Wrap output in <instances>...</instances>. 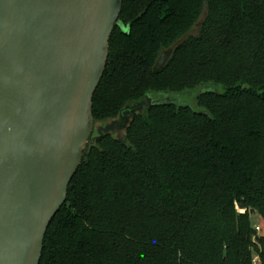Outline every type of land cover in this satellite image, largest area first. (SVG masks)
Segmentation results:
<instances>
[{"label": "trees", "instance_id": "obj_1", "mask_svg": "<svg viewBox=\"0 0 264 264\" xmlns=\"http://www.w3.org/2000/svg\"><path fill=\"white\" fill-rule=\"evenodd\" d=\"M109 48L41 264H264V0H124Z\"/></svg>", "mask_w": 264, "mask_h": 264}, {"label": "water", "instance_id": "obj_2", "mask_svg": "<svg viewBox=\"0 0 264 264\" xmlns=\"http://www.w3.org/2000/svg\"><path fill=\"white\" fill-rule=\"evenodd\" d=\"M123 3L0 0V264L42 262L47 231L95 141L93 99Z\"/></svg>", "mask_w": 264, "mask_h": 264}, {"label": "rangeland", "instance_id": "obj_3", "mask_svg": "<svg viewBox=\"0 0 264 264\" xmlns=\"http://www.w3.org/2000/svg\"><path fill=\"white\" fill-rule=\"evenodd\" d=\"M204 88L203 87H200L198 89H196L194 92L188 94V95H177V94H174V95H177V100H175L174 102L176 104H181V105H189L191 107H193L194 109H198V105H197V95L200 94V91ZM210 90L212 91H220V92H223L224 89L223 87L221 86H215V85H210ZM166 94L164 93H160L158 94L157 96H154L155 97V100H162L164 99ZM135 107V106H134ZM133 107V108H134ZM147 107V103H143L142 106L140 107L139 110H145V108ZM132 112H128L125 114V117H120L118 118L117 121H115L116 123H114V121L112 122H107L106 124H104V127L106 129H108V131L114 135L115 137L117 138H123L124 137V133H125V126H120L121 123H123V121L126 119L128 121V119H130V114ZM120 123V124H119ZM98 127V125L96 126V128ZM95 129V128H94ZM95 131H93V134H92V137L93 135L95 136L94 134Z\"/></svg>", "mask_w": 264, "mask_h": 264}, {"label": "flooded vegetation", "instance_id": "obj_4", "mask_svg": "<svg viewBox=\"0 0 264 264\" xmlns=\"http://www.w3.org/2000/svg\"><path fill=\"white\" fill-rule=\"evenodd\" d=\"M153 101H155V97H153ZM124 122H125V121H124ZM119 124H120V123H119ZM121 125H123V123H121L120 126H121ZM94 128H95V129H94V131H95V130H96V127H94ZM104 129H105V128H103V127H102V128H98L99 132H104Z\"/></svg>", "mask_w": 264, "mask_h": 264}, {"label": "built area", "instance_id": "obj_5", "mask_svg": "<svg viewBox=\"0 0 264 264\" xmlns=\"http://www.w3.org/2000/svg\"><path fill=\"white\" fill-rule=\"evenodd\" d=\"M241 211H242V212H245V210H241ZM256 230H257V231H260V227L257 226V227H256ZM254 262H255V264L258 263V259H257V257L255 258Z\"/></svg>", "mask_w": 264, "mask_h": 264}]
</instances>
